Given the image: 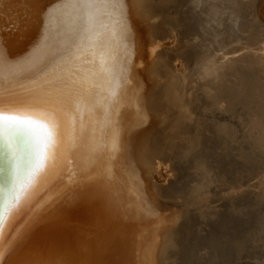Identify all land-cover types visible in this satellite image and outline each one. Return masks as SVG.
<instances>
[{"label": "bare ground", "instance_id": "1", "mask_svg": "<svg viewBox=\"0 0 264 264\" xmlns=\"http://www.w3.org/2000/svg\"><path fill=\"white\" fill-rule=\"evenodd\" d=\"M0 56V264H264V0H0Z\"/></svg>", "mask_w": 264, "mask_h": 264}, {"label": "snow or ice", "instance_id": "2", "mask_svg": "<svg viewBox=\"0 0 264 264\" xmlns=\"http://www.w3.org/2000/svg\"><path fill=\"white\" fill-rule=\"evenodd\" d=\"M105 2H118V0H105ZM0 59H2V56H0ZM67 87H68L67 84L53 85V87L50 90H47L44 94L46 97L49 98L45 102L53 105L54 107V111H53L54 116H55V105L61 102L57 93H63L64 89H66ZM2 88L3 86L2 84H0V125H6L11 127L14 124L20 123V121H16L14 118L5 116L3 114L2 106L5 103V99ZM58 142H59V121L54 120L50 135L47 138L37 142V156H36L37 168H39L43 163L44 153L46 149L51 147L53 149V156H54V150Z\"/></svg>", "mask_w": 264, "mask_h": 264}, {"label": "rangeland", "instance_id": "3", "mask_svg": "<svg viewBox=\"0 0 264 264\" xmlns=\"http://www.w3.org/2000/svg\"><path fill=\"white\" fill-rule=\"evenodd\" d=\"M182 162H183V161H182ZM182 162H181V163H182ZM182 169H183V168H180L179 171H178V174L180 173V174H179L180 176H181V173H182V172H181ZM178 174H177V176H179ZM174 175H176V173H175ZM185 176H186V175H185ZM185 176H184V177H185ZM172 179H174V178L171 177V180H172ZM243 188H244V187L237 188V189H236V190H237L236 192L239 193V194L242 193L241 191H242ZM179 200H180V199H177V201H179ZM254 245H255V243H253V244H252V243L249 244L247 241H245V242L243 243V247L248 246V247L250 248V247H253ZM254 247H255V246H254ZM254 247H253V248H254ZM255 250H256V249H255ZM237 264H259V263H257V262L255 261V259L253 258V256H251V257H249V258H242V257L239 255V256L237 257Z\"/></svg>", "mask_w": 264, "mask_h": 264}]
</instances>
